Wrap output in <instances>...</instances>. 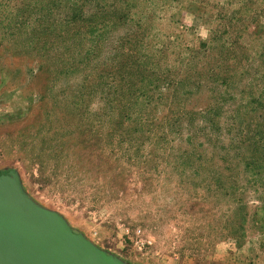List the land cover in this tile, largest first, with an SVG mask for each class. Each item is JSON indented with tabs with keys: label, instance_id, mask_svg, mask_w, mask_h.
Wrapping results in <instances>:
<instances>
[{
	"label": "rangeland",
	"instance_id": "374dc122",
	"mask_svg": "<svg viewBox=\"0 0 264 264\" xmlns=\"http://www.w3.org/2000/svg\"><path fill=\"white\" fill-rule=\"evenodd\" d=\"M0 179L117 264H264V0H0Z\"/></svg>",
	"mask_w": 264,
	"mask_h": 264
},
{
	"label": "water",
	"instance_id": "95a60500",
	"mask_svg": "<svg viewBox=\"0 0 264 264\" xmlns=\"http://www.w3.org/2000/svg\"><path fill=\"white\" fill-rule=\"evenodd\" d=\"M0 179V264H117L95 252L64 223L30 210Z\"/></svg>",
	"mask_w": 264,
	"mask_h": 264
},
{
	"label": "trees",
	"instance_id": "16d2710c",
	"mask_svg": "<svg viewBox=\"0 0 264 264\" xmlns=\"http://www.w3.org/2000/svg\"><path fill=\"white\" fill-rule=\"evenodd\" d=\"M44 1H46L48 4H52V0H44ZM82 1H86V0H82ZM87 1H91V0H87ZM54 5V4H53ZM70 5L71 6H75L76 5V3H73V2H71L70 3ZM82 6V5H81ZM83 9V8H82ZM49 11V10H48ZM43 15H45V19L48 17V12H45V13H43ZM86 19H87V15L83 12V11H81L80 10V13L79 14H76V13H71L70 15H68V18H67V21L66 22H64V28L61 30L60 29V31H58V33H61V31H64V32H66V31H69V29H71V27H74V26H81V27H83V26H86ZM41 22H44L43 20L41 21ZM105 22H106V19H105V21H104V24H105ZM86 23V24H85ZM48 28L49 27H46V25L44 26V28H43V30H42V32H45V31H47L48 30ZM41 32V33H42ZM57 33V35L58 36H60V34H58ZM43 66H39V68H38V70L36 71V73H34V75L33 76H36V75H38L43 69ZM130 69L132 70V68L130 67ZM129 75H133V72L132 71H130V73H129ZM144 81H146V82H148V78H146V77H144ZM149 83V82H148ZM147 85V84H146ZM149 85L150 86H152L150 83H149ZM225 88H226V86H224V88H221L222 90H219L220 92H224V90H225ZM219 89V88H218ZM39 94V95H38ZM37 95L38 96H40V93H38ZM76 97V96H75ZM80 97V96H79ZM40 98V100L42 99H44V98H42V97H39ZM223 103V102H222ZM73 106H76V104H74L73 103V101H72V110L74 111L75 110V108H73ZM76 112V111H75Z\"/></svg>",
	"mask_w": 264,
	"mask_h": 264
}]
</instances>
